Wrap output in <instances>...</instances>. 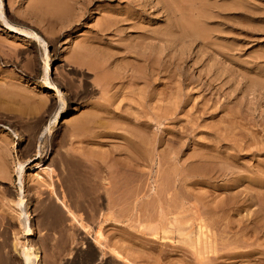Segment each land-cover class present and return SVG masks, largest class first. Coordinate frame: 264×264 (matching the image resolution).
Instances as JSON below:
<instances>
[{
  "label": "rangeland",
  "instance_id": "rangeland-1",
  "mask_svg": "<svg viewBox=\"0 0 264 264\" xmlns=\"http://www.w3.org/2000/svg\"><path fill=\"white\" fill-rule=\"evenodd\" d=\"M2 1L25 32L0 16V264H107L127 244L157 264H264V0ZM155 222L173 242L140 235Z\"/></svg>",
  "mask_w": 264,
  "mask_h": 264
},
{
  "label": "bare ground",
  "instance_id": "bare-ground-1",
  "mask_svg": "<svg viewBox=\"0 0 264 264\" xmlns=\"http://www.w3.org/2000/svg\"><path fill=\"white\" fill-rule=\"evenodd\" d=\"M47 1V0H46ZM54 1V0H53ZM57 1V0H56ZM191 1V0H190ZM48 2H50L49 0H48ZM51 2H52V0H51ZM145 2V1H144ZM158 2H160L159 3V5L161 4V8H162V10H163V7L162 6H164L165 4L162 2V1H157V3ZM167 1H165V3H166ZM175 2V1H174ZM173 2V3H174ZM178 2V1H177ZM189 2V1H188ZM176 4V3H175ZM200 4V3H199ZM201 5V4H200ZM0 6H1V8H0V16L1 17H4L5 16V10H4V6H3V1L2 0H0ZM189 6V5H188ZM167 6H165V8H166ZM142 8V7H141ZM159 8V7H158ZM180 8V7H179ZM168 9V8H167ZM178 9V8H177ZM191 9V8H190ZM184 11V10H183ZM200 11V10H199ZM161 12V11H160ZM197 13V12H196ZM200 13H201V11H200ZM165 15H167V14H165ZM201 15H203V14H201ZM199 16V15H198ZM201 18V17H200ZM199 18V19H200ZM3 19V23L5 24V26L7 27V28H9V29H11V30H13V31H15V32H25V31H23L22 29H20L19 27H15L14 25H12L11 23H10V21L6 18V17H4V18H2ZM108 28V27H107ZM176 28V27H175ZM103 30V29H102ZM192 32V31H191ZM31 34H34V36H37V38L38 39H41V36L40 35H38L37 34V32H35V33H31ZM186 35V34H185ZM197 35V34H196ZM206 35V34H205ZM183 37V36H182ZM208 40V39H207ZM153 44H154V42H153ZM148 45V44H147ZM146 45V46H147ZM207 45V44H206ZM158 46H160L159 44H158ZM152 47H154V46H152ZM206 47V46H205ZM144 48V47H143ZM152 50V49H151ZM160 50V49H159ZM113 51V50H112ZM164 51V50H163ZM159 53V52H158ZM171 53V52H170ZM180 53V52H179ZM139 54V53H138ZM149 54V53H148ZM149 56V55H148ZM104 58V57H103ZM106 58H108V57H106ZM142 58H144V57H142ZM160 57H158L157 59H159ZM180 58V57H179ZM104 60H105V58H104ZM148 60H150V59H148ZM161 60H163V59H161ZM94 61V60H93ZM152 61V60H151ZM103 62H105V61H103ZM159 62V61H158ZM160 62H163V61H160ZM108 63V62H107ZM106 65V64H105ZM147 65V64H146ZM173 65V64H172ZM89 66V65H88ZM125 66V65H124ZM150 66V65H149ZM169 66V65H168ZM174 66V65H173ZM48 67H49V64L47 63V69H48ZM132 67H133V65H132ZM135 67V66H134ZM164 69L165 67H163L162 65L161 66H159L158 67V73L157 74H160V76H161V73H162V69ZM174 68V67H173ZM97 69V68H96ZM144 69V68H143ZM161 69V70H160ZM213 69V68H212ZM121 70V69H120ZM127 70H131L130 72H129V74H128V71L125 73V74H127V75H129L130 77H131V75H134L133 74V71H134V69L132 70V68L130 67V69H127ZM205 70V69H204ZM118 71V70H117ZM136 71V70H135ZM156 71V70H155ZM155 71H153V72H155ZM166 71V70H165ZM175 71V70H174ZM138 72V71H137ZM136 72V73H137ZM149 72V71H148ZM152 72V71H151ZM152 72V73H153ZM167 72V71H166ZM135 73V74H136ZM141 73V72H140ZM139 73V74H140ZM164 73V72H163ZM115 74H116V71H115ZM115 74H112V75H115ZM145 74V73H144ZM151 74V73H150ZM107 75V74H106ZM111 75V74H110ZM109 75V76H110ZM127 75H126V78H127ZM168 75V74H167ZM135 76V75H134ZM134 76H132V78H134ZM100 77V76H99ZM103 77V76H102ZM101 77V78H102ZM120 77H121V75H120ZM142 77V76H141ZM101 78H100V80H101ZM107 77H105V80H107L106 79ZM119 78V77H118ZM136 78V77H135ZM134 78V80H136ZM139 78V77H138ZM123 79V78H122ZM125 79V78H124ZM157 79V78H156ZM160 79V78H159ZM110 80H112V79H110ZM110 80H108V81H110ZM133 80V79H132ZM162 80L163 79H161V80H159V83L161 84L162 83ZM128 81V80H127ZM147 81V80H146ZM156 81V80H155ZM154 81V82H155ZM230 82V81H229ZM111 84V83H110ZM48 86L50 87V89H53V90H55L56 92H59L58 91V88H57V86H55L54 84H52V83H49L48 82ZM14 89V88H13ZM220 89V88H219ZM229 94V93H228ZM61 100H63V98L61 97ZM260 104V103H259ZM155 105V104H154ZM107 106V105H106ZM115 106V105H114ZM157 107V106H156ZM160 109V108H159ZM158 109V110H159ZM118 110V109H117ZM167 111V110H166ZM159 112V111H158ZM163 112V111H162ZM96 113V112H95ZM128 113V112H127ZM59 114L60 113H58L57 114V119H58V117H59ZM101 114V113H100ZM152 114V113H151ZM129 115V114H128ZM131 115V114H130ZM137 115V114H136ZM158 115V114H157ZM160 115V114H159ZM165 115V114H164ZM100 116V115H99ZM149 116V115H148ZM167 116V115H166ZM141 118V117H140ZM153 118V117H152ZM166 118V117H165ZM164 118V119H165ZM173 118V117H172ZM111 120V119H110ZM159 121L161 120V119H158ZM163 120V119H162ZM146 121V120H145ZM56 122H57V120H56ZM88 124V123H87ZM85 126V125H84ZM134 127V126H133ZM94 130V129H93ZM138 130H139V128H138ZM219 130V129H218ZM150 131V130H149ZM138 132V131H137ZM239 133V132H238ZM241 133V132H240ZM132 134V133H131ZM153 134V133H152ZM150 136V135H149ZM173 136V135H172ZM129 137V136H128ZM138 137V136H137ZM144 137V136H143ZM153 137V136H152ZM130 138V137H129ZM141 138V137H140ZM163 138V137H162ZM143 139V138H142ZM145 140V139H144ZM243 140H244V138H243ZM130 141H132V140H130ZM138 141H141V140H138ZM144 142V141H143ZM147 142V141H146ZM132 143V142H131ZM145 143V142H144ZM143 143V144H144ZM136 144V143H135ZM146 144V143H145ZM174 144V143H173ZM137 145V144H136ZM135 145V146H136ZM147 145V144H146ZM198 145V144H197ZM127 146V145H126ZM134 146V145H133ZM140 146V145H139ZM232 146V145H231ZM236 146V145H235ZM142 148V147H141ZM143 149V148H142ZM145 149V148H144ZM224 150V149H223ZM145 151H146V149H145ZM138 152H140V151H138ZM125 153V152H124ZM142 153V152H141ZM164 153V152H163ZM227 153V152H226ZM146 154V153H145ZM145 154H143V156L145 155ZM152 156V155H151ZM160 156V155H159ZM147 158H149L148 157V155H147ZM218 158V157H217ZM91 159V158H90ZM226 159V158H225ZM141 160V159H140ZM216 160V159H215ZM119 161V160H118ZM136 161V160H135ZM144 161V160H143ZM130 162V161H129ZM132 162V161H131ZM130 162V163H131ZM208 162V161H207ZM98 163V162H97ZM202 163V162H201ZM126 164V163H125ZM123 165V164H122ZM130 165V164H129ZM128 165V166H129ZM218 165V164H217ZM127 166V167H128ZM131 166V165H130ZM129 166V167H130ZM209 166V165H208ZM224 166V165H223ZM128 167V168H129ZM229 167V166H228ZM50 168V167H49ZM48 168V169H49ZM2 170H3V167L1 168ZM1 169H0V171H1ZM122 169H124V168H122ZM223 169V168H222ZM242 169V168H241ZM169 170V169H168ZM207 170V169H206ZM240 170V169H239ZM120 171V170H119ZM126 171V170H125ZM130 171V170H129ZM212 171V170H211ZM219 171H221V170H219ZM246 171V170H245ZM259 171V170H258ZM261 171V170H260ZM4 172V171H3ZM131 172V171H130ZM196 172V171H195ZM262 172V171H261ZM114 173V172H113ZM126 174H127V172H125ZM132 173H133V171H132ZM121 174V173H120ZM135 174V173H134ZM160 174V173H159ZM167 174V173H166ZM233 174V173H232ZM115 175V174H114ZM123 175H125L124 173H123ZM51 176V175H50ZM113 176V175H112ZM115 176H117V174L115 175ZM138 176V175H137ZM143 176V175H142ZM141 176V177H142ZM157 176H159V175H157ZM166 176V175H165ZM71 177V176H70ZM123 177H126V176H123ZM128 177V176H127ZM129 177H131V176H129ZM37 178V177H36ZM117 179H118V177H116ZM131 178H134V177H131ZM131 178H130V180H131ZM137 178V177H136ZM136 178H134V180H136ZM146 177H144V179H145ZM160 178H162V176L160 177ZM113 179V178H112ZM116 179V180H117ZM128 179V178H127ZM140 179V178H139ZM142 179V178H141ZM140 179V180H141ZM175 179V178H174ZM250 179V178H249ZM124 180H126V179H124ZM129 180V179H128ZM140 180H139V182H140ZM143 180V179H142ZM159 180V179H158ZM171 180V179H170ZM169 180V181H170ZM176 180V179H175ZM255 180H257V179H255ZM111 181V180H110ZM120 181H121V179H120ZM123 181V180H122ZM146 181V180H145ZM160 181H165L166 182V180H160ZM168 181V180H167ZM261 181V180H260ZM45 182V181H44ZM118 182V181H117ZM125 182V181H124ZM126 182H128V181H126ZM126 182H125V184H126ZM138 182V183H139ZM182 182V181H181ZM131 183V182H130ZM134 184L136 183V181L135 182H133ZM141 183V182H140ZM140 183H139V185H140ZM163 183V182H162ZM145 184V183H144ZM148 184V183H147ZM121 185V184H120ZM129 185V184H128ZM133 185V184H132ZM143 185V184H142ZM160 185V184H159ZM159 185H158V187H159ZM166 185V184H165ZM171 185V184H170ZM180 185V184H179ZM130 187H132L131 186V184L129 185ZM128 186V187H129ZM167 186H169V184L167 183ZM216 186V185H215ZM65 187V186H64ZM115 187H117V186H115ZM120 187V186H119ZM171 187V186H170ZM181 187V186H180ZM113 188V187H112ZM126 188V187H125ZM135 187H133V188H131V190H133ZM136 188H137V186H136ZM138 188H139V186H138ZM141 188V187H140ZM140 188H139V190H140ZM148 188V187H147ZM147 188H146V190H147ZM161 188V187H160ZM163 188V187H162ZM178 188H179V186H178ZM111 190V189H110ZM123 190V189H122ZM129 190V189H128ZM138 190V189H137ZM142 190V189H141ZM164 190V189H163ZM169 190V189H168ZM181 190V189H180ZM119 191V190H118ZM145 191V190H144ZM143 191V192H144ZM154 191V190H153ZM158 191V190H157ZM161 190H159L158 192H160ZM165 191V190H164ZM163 191V192H164ZM178 191V190H177ZM42 192V191H41ZM133 192V191H132ZM134 193V192H133ZM147 193V192H146ZM174 193V192H173ZM123 194V193H122ZM139 193H137V195H138ZM142 194V193H141ZM144 194H145V192H144ZM155 194V193H154ZM156 194H158L157 192H156ZM156 194H155V196H156ZM163 194V193H162ZM166 194V193H165ZM164 194V195H165ZM134 195V194H133ZM210 195V194H209ZM161 196H163V195H161ZM161 196H159V195H157V197H155V199H154V197H153V199H154V201H156L155 203H157V206H158V208L160 207L161 209H162V207H163V204H162V202H164V201H162L161 200ZM170 196V195H169ZM172 196V195H171ZM122 197V196H121ZM127 197V196H126ZM166 197V196H165ZM175 197V196H174ZM182 197V196H181ZM186 197H187V195H186ZM118 198V197H117ZM120 198V197H119ZM148 198V197H147ZM177 198H179V197H177ZM211 198V197H210ZM235 198V197H234ZM123 199V198H122ZM152 199V198H151ZM171 200H174V203H175V199H173V197H171L170 198ZM183 199V198H182ZM188 199V198H187ZM243 199H244V197H243ZM258 199V198H257ZM149 200V199H148ZM147 200V201H148ZM191 200V199H190ZM231 200V199H230ZM166 201V200H165ZM169 201V203H171L172 204V202H170V200H168ZM167 201V202H168ZM179 201V200H178ZM196 201V200H195ZM198 201V200H197ZM196 201V202H197ZM201 201V200H200ZM206 201V200H205ZM225 201H227V200H225ZM240 201V200H239ZM21 202H23V200L21 199ZM192 202V201H191ZM199 202V201H198ZM208 202H209V200H208ZM215 202V201H214ZM141 203V202H140ZM153 203V202H152ZM189 203H190V201H189ZM195 203V202H194ZM213 203V202H212ZM211 203V204H212ZM252 203V202H251ZM149 204H150V202H149ZM148 203H147V205H149ZM167 204V203H166ZM170 204V205H171ZM187 204V203H186ZM197 204H200V203H197ZM219 204V203H218ZM227 204V203H226ZM143 205V204H142ZM145 205V204H144ZM152 205V204H151ZM150 205V206H151ZM169 205V204H168ZM180 209H181V207H183V206H185V204H184V202H180ZM146 206V205H145ZM155 206V205H154ZM154 206H153V208H154ZM173 205H171V207H172ZM197 206V205H196ZM209 206V205H208ZM175 207H177V208H179V202H178V204H175ZM175 207H174V209H175ZM199 207V206H198ZM197 207V208H198ZM214 207V206H213ZM151 209H152V207H150ZM166 208V206H164V208L162 209L163 210V212H164V209ZM184 208V207H183ZM196 208V207H195ZM211 208V207H210ZM155 209V208H154ZM160 209V210H161ZM171 209V208H170ZM194 209V208H193ZM205 209V208H204ZM159 210V209H158ZM159 210V211H160ZM173 210V209H172ZM177 210V209H176ZM176 210H175V212H176ZM189 210V209H188ZM207 210V209H206ZM219 210V209H218ZM154 211V210H153ZM165 211H166V209H165ZM170 211V210H169ZM182 211V210H181ZM185 211V210H184ZM195 211V210H194ZM193 211V212H194ZM208 211L209 210H207V212H206V214L208 213ZM220 211V210H219ZM259 211V210H258ZM152 212V211H151ZM155 212H156V209H155ZM186 212V211H185ZM188 212V211H187ZM192 212V209H191V213H193ZM199 212V211H198ZM202 212H203V209H202ZM205 212V211H204ZM203 212V213H204ZM222 212V211H221ZM160 213V212H159ZM164 213H166V212H164ZM178 211L176 212V214H175V216H177L178 214ZM215 213V212H214ZM105 214V213H104ZM144 214V213H143ZM162 214V213H161ZM195 214V213H194ZM205 214V213H204ZM216 214V213H215ZM214 214V215H215ZM145 215V214H144ZM152 215V214H151ZM163 215H167V213L166 214H163ZM190 215V214H189ZM199 215V214H198ZM201 215H202V213H201ZM254 215V214H253ZM257 215V214H256ZM146 216V215H145ZM159 216V215H158ZM210 216V215H209ZM224 216V215H223ZM141 217V216H140ZM143 217V216H142ZM160 217H162L161 215H160ZM201 217H203V215L201 216ZM217 217V216H216ZM257 217V216H256ZM123 218V217H122ZM165 218H167V217H165ZM164 218V219H165ZM174 218V217H173ZM188 218V217H187ZM190 218V217H189ZM224 218V217H223ZM140 219V218H139ZM143 219H145V218H143ZM146 219H148V218H146ZM152 219V218H151ZM169 219V218H168ZM177 219V218H176ZM248 219V218H247ZM141 220V219H140ZM177 220H180V219H177ZM177 220H175V218H174V220H172V219H170V220H168V225H169V223L170 222H172V221H177ZM136 221V220H135ZM148 221V220H147ZM161 221H163V219L161 220ZM170 221V222H169ZM181 221V220H180ZM180 221H178V224H182V222L183 221H181V223H179ZM210 221V220H209ZM211 221H212V219H211ZM244 221H247V220H244ZM149 222V221H148ZM156 222H158V220L156 221ZM152 223L153 225H147V224H150V223H147V224H144V225H142L143 226V228L142 229H144L143 230V232H139L140 233V235L142 234V235H145L147 232H144V231H146V229H149V231L151 232V234H152V236L154 237V238H161V236H163L162 237V239L163 240H169V241H171V242H173V239H172V237L170 236L171 235V231L172 230H165V229H163V227H162V229L164 230L163 232H164V234H162L161 235V232L160 231H158V229H160V226H159V224H157V223ZM164 222V221H163ZM166 222V221H165ZM164 222V223H165ZM199 228L200 229H204V228H207V223H206V220H202V218H199ZM217 222H219V221H217ZM137 223V222H136ZM138 223H140V222H138ZM159 223V222H158ZM161 223V222H160ZM183 223H185V222H183ZM216 223V222H215ZM245 223V222H244ZM263 223V222H262ZM141 224H143V223H140V225ZM154 224H156V225H154ZM163 224V223H162ZM171 225H172V223H170ZM209 225H212L211 223H208ZM214 224V223H213ZM253 224V223H252ZM137 225L138 224H136V227H137ZM140 225H138L139 227H140ZM147 225V226H146ZM164 225V224H163ZM166 225V224H165ZM173 225H177V223L176 224H173ZM216 225V224H215ZM145 226V227H144ZM259 226V225H258ZM211 227V226H210ZM254 227V226H253ZM249 228V227H248ZM141 229V228H140ZM172 229V228H171ZM179 229V228H178ZM178 229L177 230H175L176 232L178 231ZM182 229V228H181ZM209 229V228H208ZM31 229L30 228H27V231H30ZM136 230V229H135ZM138 230V229H137ZM211 230V229H210ZM126 231V230H125ZM148 231V232H149ZM208 231V230H207ZM223 231V230H222ZM226 231V230H225ZM136 232V231H135ZM173 232L174 231H172V235H173ZM187 232V231H186ZM204 232V231H203ZM206 232V231H205ZM210 232V231H209ZM227 232V231H226ZM254 232L256 233V235H259V231L258 230H256L255 229V227H254ZM125 233V232H124ZM139 233H137V235L139 234ZM220 233V232H219ZM223 233V232H222ZM150 234V233H149ZM161 236H160V235ZM201 234V233H200ZM123 235V234H122ZM133 235H135V234H133ZM136 235V236H137ZM139 235V236H140ZM147 235V234H146ZM206 234H204V236H205ZM221 235V234H220ZM124 236V235H123ZM132 236V235H131ZM184 236V235H183ZM210 236V235H209ZM223 236V235H222ZM225 236V235H224ZM235 236H237V235H235ZM152 237V238H153ZM171 237V238H170ZM217 237V236H216ZM219 237V236H218ZM242 237V236H241ZM247 237V236H246ZM141 238V237H140ZM175 238V237H174ZM178 238V237H177ZM179 238H182V235L179 237ZM222 238H224V237H222ZM234 238V237H233ZM211 239V238H210ZM221 239V238H220ZM237 239L238 238H235V240L233 241V243H232V241H231V244H234L233 246L234 247H232V248H235V249H239L240 247H242V245H239L238 243H237ZM153 240H155V239H153ZM160 240V239H159ZM178 241H180L179 239H177ZM223 240V239H222ZM239 240V239H238ZM105 241V237L103 236V233H102V231L100 230V229H98V230H96V237H95V239H94V243L91 241V239L90 238H88V240H86L85 241V243H87V245H89V248H88V250L90 251V253L92 254L93 252H94V254H96L97 255V247H98V245L99 246H101V248H103V246H105L106 248H110L109 246H107L108 244H106V242L103 244V242ZM156 241V240H155ZM169 241H168V243H164L163 245H165L168 249L171 247V248H174V247H176V246H174V245H171V244H175V243H169ZM214 241V240H213ZM224 241V240H223ZM161 244L163 243V242H161V241H159ZM202 242V241H201ZM209 242V241H208ZM224 242H226V241H224ZM239 242H242V241H239ZM205 243V242H204ZM243 243V242H242ZM130 244V243H129ZM209 244V243H208ZM227 244V243H226ZM226 244L224 245V247L226 246ZM128 245V244H127ZM126 245V247H123V246H121V247H119L118 249H114V248H110L109 250L110 251H112V254H113V256H111V260H112V263H108L107 262V264H115V262H118V263H120V262H122V263H124V264H137L138 262H139V260L141 261V262H145V264H157L158 262H159V260L158 259H153V258H155V257H151V253L150 252H147V254L145 253L146 251H149V249H147V250H145L144 249V251H135L136 250V246H132L131 244V246H132V248L133 249H130V246H127ZM134 245V244H133ZM162 245V246H163ZM180 245V244H179ZM228 245L229 244H227V246L226 247H228ZM195 246V245H194ZM201 246V245H200ZM203 246V245H202ZM211 246V245H210ZM220 246V245H219ZM164 247V246H163ZM165 247V248H166ZM178 247V246H177ZM176 247V248H177ZM182 247V246H181ZM206 247V246H205ZM213 247V246H212ZM222 247V246H221ZM222 248V249H227V248ZM170 248V249H171ZM204 248V247H203ZM218 248V247H217ZM217 248H216V250H217ZM243 248V247H242ZM245 248V247H244ZM215 249V248H214ZM230 249V248H229ZM131 250H133L135 253L133 254V252H131ZM162 250H164V249H162ZM194 250V249H193ZM240 250V249H239ZM243 250V249H242ZM23 253H26V255H27V262L28 263H30V257H31V255H33V253L28 249V248H24V247H22V250H21ZM109 251V252H110ZM195 251V250H194ZM197 251V250H196ZM199 251H201V250H199ZM210 251H212V250H210ZM234 251V250H233ZM108 252V253H109ZM161 252V251H160ZM163 252V251H162ZM168 251H164V253L166 254ZM171 252V251H170ZM188 252H189V249H188ZM224 252V251H223ZM225 252H228V251H225ZM84 253V252H83ZM169 253V252H168ZM167 253V254H168ZM217 253V252H216ZM255 253V250H250V251H245V252H241V251H237L236 253H223L221 256H220V258H224V260L223 261H220V262H217V264H228V262H226V261H228L227 259H229L230 260V258H233V257H241V256H249V255H252V254H254ZM263 253H264V251H263ZM85 254V253H84ZM84 254H83V258H85L86 256H84ZM88 254V253H87ZM91 254H90V256H91ZM111 254V253H110ZM212 254H213V252H212ZM215 254V253H214ZM194 255V254H193ZM200 255V254H199ZM219 255V254H218ZM35 256V258H38V255L37 254H35L34 255ZM94 256V255H93ZM198 256V255H197ZM207 256V255H206ZM92 257V256H91ZM169 257H170V255H169ZM190 257V256H189ZM203 257V256H202ZM94 258V257H93ZM160 258V257H159ZM201 258V257H200ZM206 258V257H205ZM86 260L85 261H83L84 263L83 264H86L88 261H89V256H88V259L87 258H85ZM91 259V258H90ZM152 259V260H151ZM124 260V261H123ZM138 260V262L136 263L135 261H137ZM198 260V259H197ZM232 260V259H231ZM194 261V260H193ZM114 262V263H113ZM186 262V261H185ZM201 262V261H200ZM140 263V262H139ZM138 263V264H139ZM169 263V262H168ZM171 263V262H170ZM163 264V263H162ZM166 264V263H165ZM172 264V263H171ZM174 264V263H173ZM197 264V263H196ZM200 264V263H199ZM215 264V263H214Z\"/></svg>",
  "mask_w": 264,
  "mask_h": 264
}]
</instances>
